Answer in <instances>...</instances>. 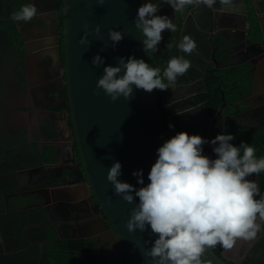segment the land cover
Wrapping results in <instances>:
<instances>
[{"label": "flooded vegetation", "instance_id": "flooded-vegetation-1", "mask_svg": "<svg viewBox=\"0 0 264 264\" xmlns=\"http://www.w3.org/2000/svg\"><path fill=\"white\" fill-rule=\"evenodd\" d=\"M25 2L27 4L33 0ZM34 3L43 15L28 23L18 22L24 46V84L5 83L8 98L13 92L22 93L19 99L38 116L28 140L35 143L43 158L45 153L51 155L49 162L42 158V165L30 176L33 178L32 184L27 183L26 188H37L40 197L38 207L46 211L61 238L95 241L96 248L106 247L105 251H85L79 260L70 264H114L106 256L117 250L110 242L109 221L90 200L93 195L87 182L76 183L68 176L67 168L71 166L68 163L70 142L63 131L62 119L52 113L69 111L67 100L62 101L57 86L60 78L64 83V75L57 69L54 46L57 25L63 67L62 9L56 10L53 0H34ZM236 6L239 11L233 13L215 12L203 5L187 6L181 12H174L167 4L160 6L157 14L172 18L176 31L162 32L163 40L156 52L157 62L151 53L153 66L163 67L170 57L181 55L176 45L184 35H190L198 46L195 53L186 56L192 66L178 78L176 88L158 91L169 139L178 132L200 135L208 140L224 133L235 136L232 141L235 146L242 141L253 146L251 143L254 140L264 145V53L256 47L261 45L264 50V0H237ZM215 7L220 8V5ZM252 15L258 22L259 41H254L250 31L249 19ZM168 44L172 47H167ZM233 70H238L240 75L230 80L228 73ZM248 75L250 87L248 93L242 95ZM48 104L53 105L42 108ZM65 104L66 109H58ZM178 111L182 115H177ZM67 119L72 132L71 119ZM204 154L215 158L210 144L204 145ZM75 157L78 165H81L76 150ZM249 179L257 182L260 195L264 196L259 178L253 174ZM44 188L51 190L45 194ZM47 195H50V199ZM257 222L264 228V221H260L259 217ZM215 250L228 264H264V231L255 240H238L230 250L219 245ZM122 256L129 261L127 251L120 253L121 260Z\"/></svg>", "mask_w": 264, "mask_h": 264}, {"label": "clouds", "instance_id": "clouds-1", "mask_svg": "<svg viewBox=\"0 0 264 264\" xmlns=\"http://www.w3.org/2000/svg\"><path fill=\"white\" fill-rule=\"evenodd\" d=\"M102 5L104 0H98ZM162 4L169 5L174 12L187 6H200L215 12H238L237 0H146L139 6L133 20L140 32L143 51L156 53L163 40L162 32L176 31L173 19L158 15ZM219 4L220 8L215 6ZM43 15L33 2L24 4L14 12L11 19L28 23ZM88 25L79 40L80 45H91ZM100 34V28H95ZM123 30H108L111 47L125 38ZM171 48L172 45L168 44ZM107 47V45H105ZM181 55L170 57L166 65L152 66L143 58L135 56L118 58L117 65L103 67V75L96 87L113 102L123 97L130 100L134 90L151 93L176 88L178 78L192 66L186 58L197 51V43L190 35H184L176 45ZM93 67H101L105 60L100 55L92 59ZM177 115H182L179 111ZM169 127H174L170 125ZM232 134H218L208 140L200 135L178 132L166 140L156 151L155 163L148 173L147 185L143 170L134 171L139 188L121 182L122 165L113 163L107 180L113 185L115 194L125 202H139L132 209L126 228L131 232L148 231L156 238L144 241L150 248L144 255L153 264H210L205 255L217 247L232 249L238 240L252 241L264 231V196L253 174L264 171V157L257 158L256 149L241 142L235 146ZM210 144L215 158L204 154V145ZM258 197V198H257Z\"/></svg>", "mask_w": 264, "mask_h": 264}, {"label": "water", "instance_id": "water-1", "mask_svg": "<svg viewBox=\"0 0 264 264\" xmlns=\"http://www.w3.org/2000/svg\"><path fill=\"white\" fill-rule=\"evenodd\" d=\"M56 10L63 14V67L60 59V33L56 25L55 52L57 69L64 75L60 78L58 90L62 101L67 100L68 112H52L62 120L63 131L68 135L69 159L68 176L78 183L86 181L93 195L90 200L97 210L102 211L110 224L111 245L117 250L106 254L109 262L123 264L120 253L127 251L130 264H153L151 258L144 255L156 238L148 231L129 232L126 228L132 209L139 202H125L117 196L113 185L107 180V174L114 162L122 165L121 182H127L139 188L137 179L132 175L140 169L144 173L145 185L151 166L156 160V151L169 139L167 128L158 101V91L151 93L134 90L130 100L123 97L113 102L101 89L96 87L103 75V67L116 66L118 58L135 56L152 64L151 53L143 51L142 37L134 27L133 20L144 0H53ZM88 25V39L91 45H80L79 40ZM99 26L100 34H95ZM123 30L125 38L113 49L108 39V30ZM107 45V47H105ZM253 46H255L253 44ZM264 53L261 45L256 46ZM100 55L105 60L101 67H93L92 59ZM157 62L156 53L152 57ZM264 86V70L262 73ZM53 104L42 106L43 109ZM71 119L72 132L68 119ZM75 144V145H74ZM75 150L78 153V165ZM113 248V249H114ZM210 264H228L216 252L215 248L205 255Z\"/></svg>", "mask_w": 264, "mask_h": 264}, {"label": "trees", "instance_id": "trees-1", "mask_svg": "<svg viewBox=\"0 0 264 264\" xmlns=\"http://www.w3.org/2000/svg\"><path fill=\"white\" fill-rule=\"evenodd\" d=\"M24 4H26L25 0H0L1 92L6 82H22L24 84L23 41L18 29V22L11 19L12 14ZM249 23L254 41H259L261 35L254 15L250 17ZM239 75L238 70L236 72L233 70L228 73L227 78L231 80ZM250 81V75H248L242 95L248 93ZM66 105H62L58 109H66ZM6 144L8 156L4 157L2 163L0 162V264H70L79 260L80 255L85 251H105V246L101 249L96 248L95 241L61 238L43 208L22 209L30 205V202L35 201L34 198H11L7 202V207L5 206L3 197L14 193L15 189L12 173L39 166L43 160L46 162L51 160L50 154L46 155L45 153V158H43L36 146L28 144L23 136L9 138ZM251 144L256 149L257 158L264 157V145H260L256 140ZM256 176L259 178L264 194V171ZM122 261L123 264H130L125 256H122Z\"/></svg>", "mask_w": 264, "mask_h": 264}, {"label": "crops", "instance_id": "crops-1", "mask_svg": "<svg viewBox=\"0 0 264 264\" xmlns=\"http://www.w3.org/2000/svg\"><path fill=\"white\" fill-rule=\"evenodd\" d=\"M41 52H44V50ZM20 94L22 93L13 92L10 95L9 97L10 99H9L5 87L2 92L0 91V162L1 163L4 161V157L8 156V147L6 141L9 138L12 137L17 138V136H21V137L23 136L28 144L36 146L35 143L28 140V138L29 136L31 137L30 135L31 129L33 128L34 120H36L38 116L35 112L30 110V108L24 106L25 104L23 100L19 99ZM39 166H33L32 168L16 171L12 173V182L15 189H14V193L7 194L3 197L6 207L9 199L11 198L16 199L18 197H31L34 198L35 200L33 202H30V205H27L22 209L38 207L40 197L38 195L37 188L33 187L31 189H27L26 184L27 183L32 184L33 178L30 176L33 175L34 171ZM44 189H45L44 190L45 194L49 193L51 190V188L48 189L44 188ZM47 198L50 199V195H47ZM0 244H1V238H0Z\"/></svg>", "mask_w": 264, "mask_h": 264}]
</instances>
